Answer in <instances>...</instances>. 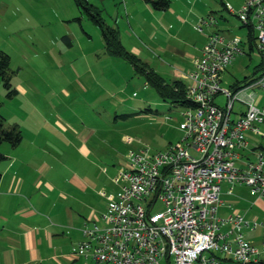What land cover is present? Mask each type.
<instances>
[{
    "label": "built area",
    "instance_id": "built-area-1",
    "mask_svg": "<svg viewBox=\"0 0 264 264\" xmlns=\"http://www.w3.org/2000/svg\"><path fill=\"white\" fill-rule=\"evenodd\" d=\"M241 25L252 27L262 61L257 77L237 91L222 87V75L245 53L239 36L214 32L188 74L187 97L194 107L183 108L184 135L164 150L148 147L129 152L115 182L118 193L107 198L104 225L82 229L84 239L72 249L78 257L105 264H261V247L246 236L259 226L239 212L219 216L223 184H243L264 195V149L243 159L248 131L260 133L264 107L246 91L264 88V0H243L235 10ZM213 14L196 25L215 26ZM227 97L221 105L219 95ZM239 100L244 112H235ZM236 114V117H235ZM132 138H128L130 142ZM160 210H155L158 203Z\"/></svg>",
    "mask_w": 264,
    "mask_h": 264
},
{
    "label": "rangeland",
    "instance_id": "rangeland-1",
    "mask_svg": "<svg viewBox=\"0 0 264 264\" xmlns=\"http://www.w3.org/2000/svg\"><path fill=\"white\" fill-rule=\"evenodd\" d=\"M89 1L103 9L102 18L108 25L118 27L124 48L145 62L147 53L140 56L132 51L131 45L138 40L145 48L150 47L146 35L156 20L154 14L137 4L134 19L129 17L130 26L125 8L127 0ZM211 7L217 11L214 16L220 30L227 29L246 36L247 30L241 28L239 19L227 10L229 24L224 23L221 15V11L225 13L223 4L213 2ZM153 12L158 13L159 10L154 9ZM77 17L81 20L75 19ZM118 18L120 24L116 21ZM124 22L131 29V38L124 36L123 31L121 33L120 27L124 29V26L120 25ZM100 28L86 13L81 12L75 0H0V49L11 58L10 67L14 71L11 82L17 90L13 97H8V89L0 77V109L8 124L19 125L22 141L28 145L42 131L52 129L60 132L63 127L59 123V114L73 118L80 129L96 127L100 137L108 138V144L102 145L104 151L110 158L116 157L118 160L108 161L107 168L112 169L113 162L120 167L113 177L114 183L120 187L115 179L125 167L129 152L143 147L160 151L182 139L183 107L163 100L156 89L147 83L140 67L138 69L126 58L110 53L105 48ZM66 35L71 43L64 39ZM251 57L239 56L224 76L230 82L236 78L244 80L248 76L251 83L259 73L253 74L259 54L254 51ZM222 82L223 88L232 90L230 82ZM247 93L253 94L255 100L260 101V106L264 105V88L250 87ZM226 100L223 94L217 98L221 105ZM243 107L239 100L235 102V109ZM260 131L263 132L261 127ZM99 136L95 139L101 142ZM128 138L132 140L129 142ZM9 145L3 143L1 150ZM68 149L71 155L73 152ZM50 150L66 159L69 156L68 151L61 153L55 147ZM93 156L90 154L91 159ZM238 185L236 192L244 187ZM103 192L101 194L104 196ZM242 194L245 197L241 199V210L250 211L248 219H256L259 223L254 230L246 229L245 236L255 244L262 245L264 195L253 193L249 187ZM161 208L159 202L155 210Z\"/></svg>",
    "mask_w": 264,
    "mask_h": 264
},
{
    "label": "crops",
    "instance_id": "crops-1",
    "mask_svg": "<svg viewBox=\"0 0 264 264\" xmlns=\"http://www.w3.org/2000/svg\"><path fill=\"white\" fill-rule=\"evenodd\" d=\"M170 1L171 7L159 10L158 13H154V9L144 0H127L125 6L128 21L129 17L134 19L137 4L154 14L156 20L146 35L150 47L145 48L137 40L131 49L140 56L147 53L145 63L168 81L181 79L189 83L188 74L201 57L208 36L214 32L241 37L245 53L239 56L252 58L256 50L251 49L247 27L241 25V28L247 30L244 37L227 29L220 30L219 22L216 26L203 27L202 31L196 27L200 19L217 12L211 7L213 2L224 5L225 13L221 11V15L228 25L226 15L229 11L226 4L238 10L243 0H230L233 3L224 0ZM116 21L120 24L119 18ZM129 25L132 26L130 21ZM120 26H124V29ZM120 26L121 33L123 31L124 36L131 38V29L127 23ZM261 61L259 54V62L253 74ZM234 62L223 73L222 81L230 82L224 74ZM240 81L243 80L236 78L230 83L233 85ZM255 101L259 107H264L259 105L260 101ZM244 110L245 107L238 108L235 112ZM59 116V123L63 127L60 132L48 129L35 135L30 145L23 140L16 147L9 145L2 149L7 158L0 163V264H105L92 258L74 256L72 249L84 239L83 227L94 223L104 225L107 199L101 191L116 194L120 190L119 185L113 181L120 167L113 162L109 170L107 162L118 160L116 157L110 158L104 151L102 145L108 144V138L100 137L96 127L80 129L74 124L73 118L62 114ZM260 127L263 132H247L248 148L240 151L243 159H253L255 150L264 149V122ZM255 135L261 137L256 138ZM98 136L101 142L95 139ZM55 142L64 145H55ZM65 146L72 150L71 155ZM52 147L61 153L68 151L70 157L66 159L65 156L53 154L50 150ZM90 154H94L93 159ZM238 186L245 187L243 184ZM244 187L236 192L235 185L230 192L228 184L223 186L219 216L227 217L240 212L248 218L250 211L243 212L240 207L241 199L245 197L242 193L248 186L246 189ZM257 246L261 247V244ZM261 264H264V259Z\"/></svg>",
    "mask_w": 264,
    "mask_h": 264
},
{
    "label": "trees",
    "instance_id": "trees-1",
    "mask_svg": "<svg viewBox=\"0 0 264 264\" xmlns=\"http://www.w3.org/2000/svg\"><path fill=\"white\" fill-rule=\"evenodd\" d=\"M152 8L156 10H167L170 7V0H144ZM78 8L81 12L86 13L88 17L99 27H101L102 36L105 40V48L112 54L122 56L126 58L130 63L134 64L140 71L146 75L147 83L156 89L160 97L169 101L175 105L184 107H194L195 104L187 97V85L184 80L173 79L168 81L162 74L152 69L147 63L137 58V56L127 51L120 41L119 29L116 26L108 25L102 18V8L91 3L89 0H75ZM81 20L80 17L75 18ZM243 26V25H242ZM246 27V26H243ZM248 28V34L250 37L251 49L256 50L255 34L252 27ZM64 39L71 43L69 36H65ZM11 58L8 53L0 49V77L4 82L6 89H8V97H13L17 90L12 85V76L14 71L10 67ZM261 64L255 69V73L259 72ZM252 80V78H251ZM254 80V79H253ZM249 79L246 78L243 81L236 82L231 85L233 91H237L240 88L249 84ZM1 106V103H0ZM23 139V134L18 124H8L5 116L1 113L0 109V163L7 158V156L1 150L3 143L7 142L13 147L18 146ZM0 172V178H1Z\"/></svg>",
    "mask_w": 264,
    "mask_h": 264
}]
</instances>
